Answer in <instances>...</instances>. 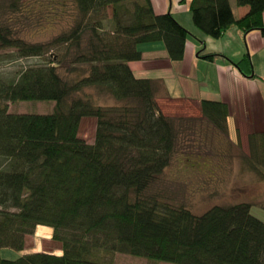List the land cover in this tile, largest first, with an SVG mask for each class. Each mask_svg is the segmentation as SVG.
<instances>
[{"label": "trees", "instance_id": "trees-1", "mask_svg": "<svg viewBox=\"0 0 264 264\" xmlns=\"http://www.w3.org/2000/svg\"><path fill=\"white\" fill-rule=\"evenodd\" d=\"M49 3L71 23L51 43L65 45L64 55L74 65L69 71L81 63L87 68L64 78L56 56L16 72L0 69V250H22L26 235L41 225L52 229L61 254L0 255V264H113L104 260L113 253L174 264H264V221L251 213L249 202L213 204L196 214L150 190L186 133L179 138V118L161 111L152 81L135 77L128 62L141 57L137 44L157 40L170 60L182 59L188 29L169 12L155 14L149 0ZM236 4L248 6L240 18L228 0H190L192 22L213 38L232 24L243 32L264 30V0ZM15 6L16 0L8 4ZM109 7V27H104ZM6 49L17 58L50 51L46 43L25 41L0 21V59ZM233 64L242 74L251 73L247 54ZM86 88L123 103L95 104ZM23 100L54 104L47 114L7 110L6 102ZM200 112L201 121L227 136L224 102L202 99ZM84 117L95 118L92 142L78 135ZM247 145L250 166L264 180V133L250 134Z\"/></svg>", "mask_w": 264, "mask_h": 264}, {"label": "rangeland", "instance_id": "rangeland-1", "mask_svg": "<svg viewBox=\"0 0 264 264\" xmlns=\"http://www.w3.org/2000/svg\"><path fill=\"white\" fill-rule=\"evenodd\" d=\"M11 0H0V21L8 24L16 36L28 42L46 43L50 49L42 57H15L12 49L2 52L0 69L16 72L26 64L40 63L48 58L58 57L59 74L67 79L85 73L87 66L83 63L74 65L68 63L69 55H64L65 45L53 44L51 40L70 27V18H62L59 10L53 11L54 5L49 0H16L15 9L8 7ZM66 9L61 12H66ZM67 13V12H66ZM191 13V12H190ZM104 27H109L111 8L106 9ZM56 17V18H54ZM65 50V51H64ZM62 56V57H61ZM85 93L90 95L93 103L103 107L120 105L109 95L100 94L91 88H86ZM53 101L23 100L13 103L6 102V107L12 113L47 114L52 111ZM192 115V114H191ZM176 121L181 128L185 141L173 156L172 161L156 179L150 190L162 196L171 203L183 204L193 213L199 214L213 204H227L234 202H249L252 204L251 213L264 221V180L261 179L256 168L250 166L247 158L249 147L237 140L208 127L201 118L192 117L194 121L180 117ZM189 126V127H188ZM188 127L189 129H187ZM95 123L91 117L83 118L78 128V135L87 142H92ZM197 153L204 154L205 158H198ZM205 161V162H204ZM204 162V163H203ZM44 241L42 246L52 249L56 243L51 237ZM58 243V242H57ZM43 249L41 251H44ZM53 251V250H52ZM45 252V251H44ZM104 260L113 264H174L143 257L131 256L125 253H113L104 257Z\"/></svg>", "mask_w": 264, "mask_h": 264}, {"label": "crops", "instance_id": "crops-1", "mask_svg": "<svg viewBox=\"0 0 264 264\" xmlns=\"http://www.w3.org/2000/svg\"><path fill=\"white\" fill-rule=\"evenodd\" d=\"M149 1L155 14L171 13L190 32L182 59L178 61L170 60L163 41L157 40L137 44L141 57L128 62L135 77L152 81L154 98L161 111L170 117L201 118L200 101L219 100L227 105L226 124L231 140L235 137L233 131L245 144L250 134L264 133V30L243 32L232 24L220 37L213 38L193 24L190 0ZM228 1L235 18L247 13V5H237L236 0ZM204 53L218 55L208 60L201 56ZM244 54H247L251 66L248 76L233 64ZM91 118L95 123V118ZM51 233L50 227L36 226L33 234L26 235L22 250L3 248L0 255L13 258L46 249L42 244L50 240ZM44 251L61 254V246L56 242L51 250Z\"/></svg>", "mask_w": 264, "mask_h": 264}]
</instances>
